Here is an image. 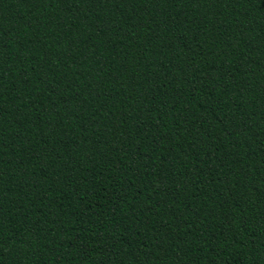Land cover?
I'll return each mask as SVG.
<instances>
[{"label": "trees", "instance_id": "16d2710c", "mask_svg": "<svg viewBox=\"0 0 264 264\" xmlns=\"http://www.w3.org/2000/svg\"><path fill=\"white\" fill-rule=\"evenodd\" d=\"M0 264H264V0H0Z\"/></svg>", "mask_w": 264, "mask_h": 264}]
</instances>
